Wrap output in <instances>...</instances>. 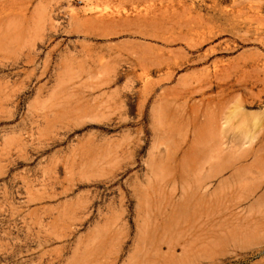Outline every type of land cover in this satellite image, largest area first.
Listing matches in <instances>:
<instances>
[{"label":"rangeland","instance_id":"rangeland-1","mask_svg":"<svg viewBox=\"0 0 264 264\" xmlns=\"http://www.w3.org/2000/svg\"><path fill=\"white\" fill-rule=\"evenodd\" d=\"M0 264H264V0H0Z\"/></svg>","mask_w":264,"mask_h":264},{"label":"bare ground","instance_id":"bare-ground-1","mask_svg":"<svg viewBox=\"0 0 264 264\" xmlns=\"http://www.w3.org/2000/svg\"><path fill=\"white\" fill-rule=\"evenodd\" d=\"M255 125H256V124H255ZM255 127H256V126H255ZM255 129H256V128H255ZM257 129H258V127H257ZM254 131H255V130H254ZM254 131H253V133H254ZM252 137H253V136H252ZM253 140H254V139H253ZM258 151H261V148H259Z\"/></svg>","mask_w":264,"mask_h":264}]
</instances>
